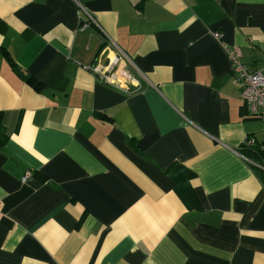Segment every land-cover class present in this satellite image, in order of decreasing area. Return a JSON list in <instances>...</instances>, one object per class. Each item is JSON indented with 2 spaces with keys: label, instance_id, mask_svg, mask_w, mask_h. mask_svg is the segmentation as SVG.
I'll return each mask as SVG.
<instances>
[{
  "label": "crops",
  "instance_id": "crops-1",
  "mask_svg": "<svg viewBox=\"0 0 264 264\" xmlns=\"http://www.w3.org/2000/svg\"><path fill=\"white\" fill-rule=\"evenodd\" d=\"M79 2L0 0V264H264L222 44L264 66V0ZM116 47L131 92L87 68Z\"/></svg>",
  "mask_w": 264,
  "mask_h": 264
},
{
  "label": "built area",
  "instance_id": "built-area-1",
  "mask_svg": "<svg viewBox=\"0 0 264 264\" xmlns=\"http://www.w3.org/2000/svg\"><path fill=\"white\" fill-rule=\"evenodd\" d=\"M73 1L85 10V7L82 6L79 0ZM86 15L87 19L82 22L81 30L89 24H97L96 20L89 12L86 11ZM213 35L217 39H221L222 37L220 32H214ZM222 44L228 53L231 70L240 83V95L249 113L264 121V66L261 68L250 67L248 64L241 61L240 52L236 46ZM116 49L117 51L112 58L104 60L101 59L102 57H97L91 64L87 65V68L105 83L113 84L126 92H131L132 86L130 87L129 81L132 79V76L126 65L127 62L129 63L131 61L130 57L119 47H116ZM132 81L134 86L137 87L139 85L135 82L134 78ZM244 141L245 147L252 148L253 146H257L256 140L253 137H246ZM257 147H259L260 151L264 152V142H261V145ZM244 158L264 175V163L252 160L246 156H244ZM30 174L31 172L27 170L22 180L25 181Z\"/></svg>",
  "mask_w": 264,
  "mask_h": 264
},
{
  "label": "trees",
  "instance_id": "trees-1",
  "mask_svg": "<svg viewBox=\"0 0 264 264\" xmlns=\"http://www.w3.org/2000/svg\"><path fill=\"white\" fill-rule=\"evenodd\" d=\"M6 138L7 137H6L4 128L0 124V146L6 141ZM261 142H264V141H256L257 146H260ZM244 143L245 141L242 143L241 151L243 150L246 157L251 158L252 160H256L258 162L264 163V152L260 151L259 147L257 146H253L252 148L245 147ZM256 171L257 173L260 174L261 178L264 179V175H262V173L259 170L256 169Z\"/></svg>",
  "mask_w": 264,
  "mask_h": 264
}]
</instances>
